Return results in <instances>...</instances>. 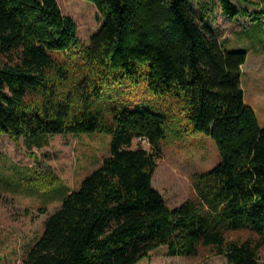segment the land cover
I'll return each instance as SVG.
<instances>
[{
	"label": "trees",
	"instance_id": "16d2710c",
	"mask_svg": "<svg viewBox=\"0 0 264 264\" xmlns=\"http://www.w3.org/2000/svg\"><path fill=\"white\" fill-rule=\"evenodd\" d=\"M87 1L102 24L86 44L57 0H0V134L27 149L54 134L111 135L108 155L64 194L20 264H136L161 245L171 256L207 247L227 264H261L264 127L244 102L247 52L225 48L191 0ZM237 1L258 9L218 0L228 18L264 16V0ZM141 78L179 109L105 117L104 90ZM196 133L214 139L220 161L192 175L194 196L170 206L152 183L160 142ZM138 136L148 147L132 145ZM30 171L33 190L62 184L48 167Z\"/></svg>",
	"mask_w": 264,
	"mask_h": 264
},
{
	"label": "rangeland",
	"instance_id": "374dc122",
	"mask_svg": "<svg viewBox=\"0 0 264 264\" xmlns=\"http://www.w3.org/2000/svg\"><path fill=\"white\" fill-rule=\"evenodd\" d=\"M61 12L77 24V35L88 43L99 30L102 17L87 0H57ZM239 7L254 12L258 8L232 0ZM191 8L200 23L209 24L228 50L249 51L241 75L244 102L251 106L258 123L264 127V16L247 15L234 19L223 14L218 0H191ZM181 103L174 95L156 98L141 80L125 88L113 86L104 90L98 105L107 118L112 109H147L171 114ZM111 135L107 132L54 134L41 146L27 149L23 138L0 134V264H20L27 249L41 234L46 217L57 209L64 194L78 187L82 178L107 156ZM134 138L132 145H139ZM148 147V144H143ZM161 154L152 177L153 185L174 206L194 196L192 175L207 173L220 161L214 139L204 133L184 138L167 137L160 142ZM48 167L62 179L54 190L31 188L30 170ZM30 169V170H29ZM244 232H230L229 237ZM264 264V249L259 253ZM136 264H227L223 254L200 247L191 256H171L161 245Z\"/></svg>",
	"mask_w": 264,
	"mask_h": 264
},
{
	"label": "built area",
	"instance_id": "2783aa9c",
	"mask_svg": "<svg viewBox=\"0 0 264 264\" xmlns=\"http://www.w3.org/2000/svg\"><path fill=\"white\" fill-rule=\"evenodd\" d=\"M137 138L141 143L148 144V139L146 138V136H138Z\"/></svg>",
	"mask_w": 264,
	"mask_h": 264
},
{
	"label": "crops",
	"instance_id": "0c3cea01",
	"mask_svg": "<svg viewBox=\"0 0 264 264\" xmlns=\"http://www.w3.org/2000/svg\"><path fill=\"white\" fill-rule=\"evenodd\" d=\"M248 53H249V51H247V56H248ZM246 61H247V57H246L245 62H244V63L242 64V66H241V75H242V73L245 72L244 66H245V64H246ZM240 80H241V76H240ZM242 90H243V89H242ZM243 97H244V90H243Z\"/></svg>",
	"mask_w": 264,
	"mask_h": 264
}]
</instances>
